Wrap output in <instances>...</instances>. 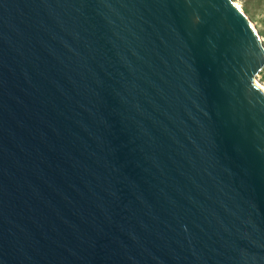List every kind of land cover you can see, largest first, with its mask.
I'll list each match as a JSON object with an SVG mask.
<instances>
[{"label": "water", "instance_id": "1", "mask_svg": "<svg viewBox=\"0 0 264 264\" xmlns=\"http://www.w3.org/2000/svg\"><path fill=\"white\" fill-rule=\"evenodd\" d=\"M263 69L233 0H0V264H264Z\"/></svg>", "mask_w": 264, "mask_h": 264}, {"label": "rangeland", "instance_id": "2", "mask_svg": "<svg viewBox=\"0 0 264 264\" xmlns=\"http://www.w3.org/2000/svg\"><path fill=\"white\" fill-rule=\"evenodd\" d=\"M238 3L258 29L264 42V0H233ZM258 82L264 87V69L258 75Z\"/></svg>", "mask_w": 264, "mask_h": 264}, {"label": "bare ground", "instance_id": "3", "mask_svg": "<svg viewBox=\"0 0 264 264\" xmlns=\"http://www.w3.org/2000/svg\"><path fill=\"white\" fill-rule=\"evenodd\" d=\"M234 3L240 8V9H242L243 10V8L238 4V3H236L235 1H234ZM244 11V10H243ZM257 82H258V80H257ZM258 84L264 89V87L258 82Z\"/></svg>", "mask_w": 264, "mask_h": 264}]
</instances>
